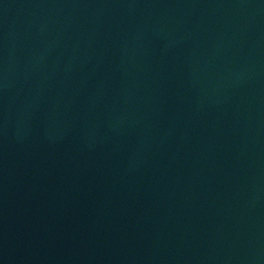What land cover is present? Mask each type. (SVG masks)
<instances>
[{"label":"water","instance_id":"1","mask_svg":"<svg viewBox=\"0 0 264 264\" xmlns=\"http://www.w3.org/2000/svg\"><path fill=\"white\" fill-rule=\"evenodd\" d=\"M0 264H264V0H0Z\"/></svg>","mask_w":264,"mask_h":264}]
</instances>
